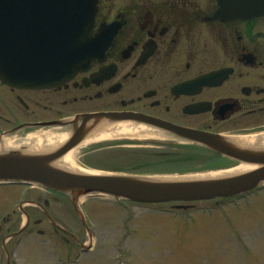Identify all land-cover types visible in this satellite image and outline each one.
<instances>
[{
	"label": "flooded vegetation",
	"instance_id": "obj_1",
	"mask_svg": "<svg viewBox=\"0 0 264 264\" xmlns=\"http://www.w3.org/2000/svg\"><path fill=\"white\" fill-rule=\"evenodd\" d=\"M219 8L218 0H96L93 35L100 52L87 68L52 88L0 80V140L25 138L38 124L56 121L63 125L53 128L72 135L93 128V119H81L93 114L143 126L176 144L180 139L170 131L222 134L237 144L238 137L264 140V13L247 18ZM119 145L99 143L83 155ZM187 146L200 160L230 161L198 144ZM43 196L20 203L36 212L21 210L23 229L47 219L59 230Z\"/></svg>",
	"mask_w": 264,
	"mask_h": 264
},
{
	"label": "rangeland",
	"instance_id": "obj_2",
	"mask_svg": "<svg viewBox=\"0 0 264 264\" xmlns=\"http://www.w3.org/2000/svg\"><path fill=\"white\" fill-rule=\"evenodd\" d=\"M46 131L34 129L25 138ZM107 142L124 145L83 155L86 148ZM191 151L155 133L121 135L90 143L71 161L85 170L119 169L158 178L230 169L231 163L200 160ZM41 189L0 184V264H264V184L239 197L206 201L142 205L105 195L83 197L80 207L87 225L67 200L59 204L56 195ZM39 194L49 200L52 218L63 231L47 219L22 229V211L36 212L20 203Z\"/></svg>",
	"mask_w": 264,
	"mask_h": 264
},
{
	"label": "water",
	"instance_id": "obj_3",
	"mask_svg": "<svg viewBox=\"0 0 264 264\" xmlns=\"http://www.w3.org/2000/svg\"><path fill=\"white\" fill-rule=\"evenodd\" d=\"M239 1L236 9L228 0H219V12L228 11L229 5L231 11L237 12L241 7L247 17L264 12V0ZM93 2L0 0V79L19 87L44 88L71 78L97 52L88 28L94 14ZM92 118L94 124L107 118L116 120L106 114H93L83 116L82 123ZM58 124L63 121L38 125ZM88 132L76 129L51 152L0 151V183H25L56 190L69 196L76 207L81 197L94 194L140 203L200 201L237 196L264 183V146L237 144L229 137L192 130L170 133L254 169L215 177L165 179L111 172L86 174L55 165Z\"/></svg>",
	"mask_w": 264,
	"mask_h": 264
},
{
	"label": "bare ground",
	"instance_id": "obj_4",
	"mask_svg": "<svg viewBox=\"0 0 264 264\" xmlns=\"http://www.w3.org/2000/svg\"><path fill=\"white\" fill-rule=\"evenodd\" d=\"M153 132L147 131L143 126H132L131 124H115L110 127H101L96 132L89 134L84 140H82L77 146L72 148L69 152H67L64 156L56 161L58 167L65 168L66 166L72 171H78L86 174H94L97 173L92 170H85L76 168L71 161V157L83 147L89 145L90 143L109 139L112 137H117L121 135H129V136H143L149 135ZM68 137L67 132H55V131H46V132H35L34 134L29 135L27 138L11 141L3 140L0 143V151L10 150V149H21L24 152H37L42 151L44 149H53L59 143H62ZM242 144L252 143L253 138H244L240 140ZM259 142L262 146H264V141L262 139ZM240 142V143H241ZM67 167L65 169H67ZM254 169V166H249L245 164H239L233 168L217 171L205 174H198L194 176H164L159 178L165 179H185V178H205V177H215L228 175L233 173H240L244 171H248Z\"/></svg>",
	"mask_w": 264,
	"mask_h": 264
}]
</instances>
